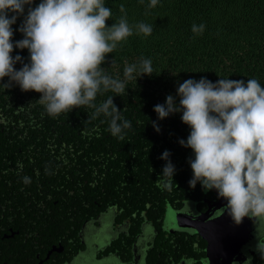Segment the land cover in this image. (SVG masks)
Wrapping results in <instances>:
<instances>
[{"label": "trees", "instance_id": "obj_1", "mask_svg": "<svg viewBox=\"0 0 264 264\" xmlns=\"http://www.w3.org/2000/svg\"><path fill=\"white\" fill-rule=\"evenodd\" d=\"M106 4L113 12L108 25L123 15L119 6L124 4L131 24L144 21L153 26L150 36L128 37L114 53L107 54L103 65L110 74L122 77L125 62L152 59L154 73L129 81L125 94L113 98L131 121V128L118 139L108 131L103 115L89 119V108H74L52 117L37 101L40 93L23 91L18 85L7 89L0 85V239L7 221L15 224L9 220L14 214L24 218L29 229L35 227L30 230L35 239L43 240L46 237L42 235L48 238L50 232L71 228V223H76L78 230L86 219L97 218L109 208L117 209L118 220L128 221L131 235L124 240L129 244L144 219L153 223L160 238L168 237L161 226L167 204L178 207L195 196L188 183L192 150L178 142L187 138L190 129L180 113L158 120L154 105L164 103L169 94L175 95L178 82L190 77L206 76L212 81L220 76L251 77L264 84V0H160L151 9L147 0L143 4L139 0H106ZM22 20L20 17L13 28ZM193 23L206 25L202 35L193 34ZM22 38L16 31L13 39ZM16 52L28 57L27 49H16L13 54ZM109 95L115 94L98 96L97 103ZM152 121L159 123L161 131L155 130ZM165 150H170L177 169L171 190L159 177L166 164L161 159ZM18 162H22V169ZM25 175L31 177V183H23ZM65 207L78 211L76 221L56 211ZM36 208L55 211H45L42 224L35 225L27 216H34ZM37 226L49 230L48 234L36 236ZM19 236L8 246L22 256L24 244ZM175 237L179 242L187 240L184 249H192L195 236L170 235ZM122 239L114 243L120 244ZM2 240L0 247L4 248ZM118 252L124 253L121 249ZM150 253V262L156 264L159 259L152 257L157 251ZM1 259L0 255V264Z\"/></svg>", "mask_w": 264, "mask_h": 264}, {"label": "clouds", "instance_id": "obj_2", "mask_svg": "<svg viewBox=\"0 0 264 264\" xmlns=\"http://www.w3.org/2000/svg\"><path fill=\"white\" fill-rule=\"evenodd\" d=\"M159 3L147 0V7ZM119 7L123 15L108 25L113 12L106 0H0V85L40 93L37 101L52 117L89 108V119L103 115L110 134L123 139L131 121L113 98L125 94L129 81L153 74V62L150 57L125 62L122 77L110 74L103 65L107 54L128 37L150 36L153 26L144 21L131 24L124 4ZM20 17L23 20L14 29ZM205 28L204 23H193L191 31L202 35ZM16 31L22 39H13ZM16 49H27L28 57L14 55ZM17 63L22 66L17 68ZM220 77L178 82L175 95L154 105V111L158 120L180 113L190 129L187 138L178 141L192 150L189 186L195 189L199 184L205 193L215 191L236 225L246 217L264 221V84L258 78ZM108 92L115 95L97 103V97ZM152 124L161 131L157 121ZM161 159L166 164L159 177L171 190L177 169L170 150ZM17 167L22 169V162ZM22 180L31 183L27 175ZM255 250L264 258V242L257 240Z\"/></svg>", "mask_w": 264, "mask_h": 264}, {"label": "flooded vegetation", "instance_id": "obj_3", "mask_svg": "<svg viewBox=\"0 0 264 264\" xmlns=\"http://www.w3.org/2000/svg\"><path fill=\"white\" fill-rule=\"evenodd\" d=\"M193 193L195 195L193 200H184L183 204L178 207L167 204L161 226L162 230L167 232L166 236L168 237L160 238L153 223L144 219L141 229L131 244L128 243L127 239L124 240L131 235L129 223L126 220H118V211L115 208L108 209V211L110 209L116 211L112 232L109 231L111 229L107 230L109 233L117 234L112 239L109 238L110 234L103 230L104 224L99 219L108 211L101 213L97 218L86 219L78 230L77 224L71 223V228H60L55 234L50 232L48 238L47 235H42L46 237L43 240L35 239L33 237L35 235L30 232L35 227L29 229V224L24 218L14 214L9 217V220L15 224L12 225L7 221L8 223L2 227L1 235L4 239L0 240L5 247H0V255L3 257L1 264H105L106 260L114 258L121 264H152L149 258L152 250L158 253L154 255L157 257H152L153 260L154 258L159 259L156 264H212L214 260L218 261L216 264H219L225 260L224 257L226 256L230 258V264H264V258H261L255 250L257 240L264 242V221L259 219L252 221L246 217L241 224L236 225L234 223L236 231H233L230 226L229 228L232 234L236 235V239L234 242H228L222 234L227 229V221L232 220V218L226 211L225 201L217 199L215 191L205 193L199 184ZM45 211L51 213L55 210L36 208L33 213L34 216H27V220L34 222L35 225L36 223L42 224V214ZM56 211L70 216L72 220L76 221L74 217L78 212L76 209L65 207L63 209L58 208ZM174 213L179 216L183 223L190 221L196 224L198 228L203 229L210 239L203 237L199 230L193 226H183L174 218ZM72 220L70 221L72 222ZM150 225L153 229L152 237L143 245L140 241L146 235V229ZM14 226H18L19 229H14ZM36 230V236H40L39 233L41 232L47 234L49 232V230L39 226ZM91 232L95 233L96 236V241L93 243L89 235ZM180 233H187L191 237L195 236L191 240L193 246L190 251L187 248L184 249L188 244L187 240H181L180 244L176 237L170 238L171 234L177 236ZM16 236L20 237V239L18 238L19 241L23 240L24 254L22 256L14 254L12 248L8 246L10 240L17 241ZM121 236L123 237L122 242L120 244L114 243ZM211 243H216L218 246L215 252L210 251ZM223 243L225 248L220 245ZM118 244L119 246L116 248ZM170 245H173V251ZM118 249L123 250L124 253L121 255ZM144 253L146 254L142 257Z\"/></svg>", "mask_w": 264, "mask_h": 264}, {"label": "rangeland", "instance_id": "obj_4", "mask_svg": "<svg viewBox=\"0 0 264 264\" xmlns=\"http://www.w3.org/2000/svg\"><path fill=\"white\" fill-rule=\"evenodd\" d=\"M115 217H116V211L114 209H110L107 213H104L103 215L100 216V220H102L104 227L103 230H106V232L109 235V238L116 237L117 234L114 233H109L107 230L111 229L109 231L112 232L113 224L115 222ZM152 226H148V229H146V235H144L143 239L140 241L143 245H145L146 242L149 241V239L152 237L153 234V229L151 228ZM90 240H92V243L95 242L96 236L95 233L91 232L90 234ZM139 243V242H138ZM146 252V251H145ZM146 253L143 254L142 257L145 256ZM141 259V258H140ZM105 264H121L120 261H116V259H108L105 261Z\"/></svg>", "mask_w": 264, "mask_h": 264}, {"label": "water", "instance_id": "obj_5", "mask_svg": "<svg viewBox=\"0 0 264 264\" xmlns=\"http://www.w3.org/2000/svg\"><path fill=\"white\" fill-rule=\"evenodd\" d=\"M173 216H174V218L179 222V223H181L183 226H193V227H195L197 230H199V232L203 235V237H205V238H209L210 239V237L209 236H207L205 233H204V231H203V229H201V228H198L197 226H196V224H193L192 222H188V223H183L181 220H180V218H179V216H176V214L174 213L173 214ZM221 223H224V222H221ZM227 223H228V225H226V227H227V229H226V231H224V233L222 234L223 235V238L226 240V241H228V242H234V240L236 239L235 237H236V235H233L232 234V232H231V229L233 230V231H236V227H235V225H234V222L232 221V220H229V221H227ZM229 226L231 227V229L229 228ZM219 228H221V227H219ZM230 244H233V243H230ZM221 246H222V248H225V245H224V243L223 244H220ZM218 246L216 245V243H211V247H210V251L211 252H215V250H216V248H217ZM226 256V255H225ZM224 261H221V263H219V264H230V258H228V256H226V257H224ZM216 263H218V261H213V263L212 264H216Z\"/></svg>", "mask_w": 264, "mask_h": 264}]
</instances>
